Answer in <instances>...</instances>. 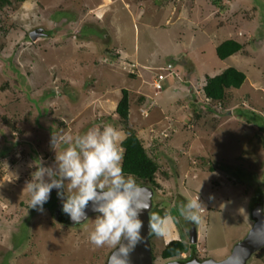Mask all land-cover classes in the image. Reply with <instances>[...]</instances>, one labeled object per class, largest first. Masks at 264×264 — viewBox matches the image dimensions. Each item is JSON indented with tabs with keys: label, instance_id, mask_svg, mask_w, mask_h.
I'll return each instance as SVG.
<instances>
[{
	"label": "rangeland",
	"instance_id": "374dc122",
	"mask_svg": "<svg viewBox=\"0 0 264 264\" xmlns=\"http://www.w3.org/2000/svg\"><path fill=\"white\" fill-rule=\"evenodd\" d=\"M228 38L243 48L221 59ZM230 66L247 79L207 105L201 86ZM160 72L161 91L151 84ZM123 88L129 127L161 167L155 200L173 218L152 241L156 254L188 240L179 209L196 195L205 206L200 258H226L252 228V202L264 196V0H11L0 8V264H107L114 249L88 239L97 214L61 223L46 207L62 204L57 190L41 213L25 187L38 166L55 163L53 134L58 151L67 147L60 138L105 124L127 136L116 112Z\"/></svg>",
	"mask_w": 264,
	"mask_h": 264
},
{
	"label": "clouds",
	"instance_id": "9594fccd",
	"mask_svg": "<svg viewBox=\"0 0 264 264\" xmlns=\"http://www.w3.org/2000/svg\"><path fill=\"white\" fill-rule=\"evenodd\" d=\"M164 87L165 84L162 90ZM122 136L120 129L105 124L75 138H60L67 147L58 151V138L53 134L50 147L56 153L55 163L38 166L25 187L30 193L29 208L41 213L53 189L62 201V212L74 224L85 220L89 210L97 213L88 239L97 248L107 246L115 250L109 264H131L130 253L143 240L141 216L146 206L137 202V198L145 189L133 175L124 174ZM204 209L200 195L189 198L179 209L184 220L197 224L196 235ZM172 219L168 213L150 215L149 232L166 235ZM190 242L197 247L196 242ZM187 254L188 251L183 253Z\"/></svg>",
	"mask_w": 264,
	"mask_h": 264
},
{
	"label": "trees",
	"instance_id": "16d2710c",
	"mask_svg": "<svg viewBox=\"0 0 264 264\" xmlns=\"http://www.w3.org/2000/svg\"><path fill=\"white\" fill-rule=\"evenodd\" d=\"M18 2H23L25 0H17ZM219 2V0H217ZM11 0H0V8L4 5L10 3ZM243 48V44L235 40L233 38H228L222 41L216 48L217 55L221 59H227L233 54L239 52ZM247 79V75L244 71L230 66L220 73L214 76H208L206 78L205 84L203 85V89L201 91L204 92L205 97H207V105L212 101H223L226 98L227 89L229 88H241ZM122 96L119 100L116 112L120 116V122L123 124L124 129H126L127 136L122 140V148L124 150V156L122 161L123 171L125 176L131 174L133 175L137 183L140 185H148L150 186L154 192H157L160 184L157 182V175L161 171L160 164L149 155L147 149L144 145L143 140L140 136L129 127V117H130V92L127 88L122 89ZM198 94V93H197ZM196 94V96H197ZM212 110L217 108V106H210ZM215 111H221L219 108ZM224 111V110H223ZM108 119L110 117L106 116ZM13 127L16 125L14 123L11 124ZM1 134H4V131L0 130ZM8 136V134H4L3 136ZM6 136V138H7ZM3 154V153H2ZM262 201V203H261ZM264 196L262 192H259L256 199L252 202L253 213L254 211L261 207L264 210ZM49 209L52 210L53 214L58 218L61 223L72 224L70 218L62 212V204L59 205L56 201H51V204L48 206ZM162 206L160 202L153 198V208L150 212L152 214H159L163 216L165 213H168L167 207ZM175 216V214H172ZM180 228L183 229L185 227L186 234L188 233V223L183 217L179 219ZM178 224V223H177ZM192 225H197L192 223ZM168 235V234H167ZM158 236L155 233L150 234L151 242L154 238ZM190 237L188 236V241L184 239H172L169 242L164 243L162 248L159 250V254H156L153 248V256L156 259L157 255H160L163 259L169 258H179L181 261L185 262L191 260L193 258L198 257V251L196 249L195 244H191ZM153 243V242H152ZM154 245V244H153ZM189 252L187 255H183L184 252ZM256 255L261 257L264 256V247H262Z\"/></svg>",
	"mask_w": 264,
	"mask_h": 264
},
{
	"label": "water",
	"instance_id": "95a60500",
	"mask_svg": "<svg viewBox=\"0 0 264 264\" xmlns=\"http://www.w3.org/2000/svg\"><path fill=\"white\" fill-rule=\"evenodd\" d=\"M42 30L43 29L33 31L31 33V38L34 39L37 35L44 34ZM141 187L145 190L137 198V202H139L142 206H146V210L142 213L141 216L144 221V228L142 230L143 240L138 243L131 251L130 261L131 264H155L156 259L153 256V248L150 238L151 233L149 232L148 228V221L150 212L153 208V198L155 192L148 185H141ZM93 214L97 213L89 210L88 217L80 223L87 221V219ZM253 217L255 221L252 228L248 231L245 238L238 241L234 245L231 253L226 258L222 260H216L210 257L201 260L196 257L185 262L179 259H172L167 261L166 264H247L251 256L258 252L262 247H264V210L261 207L257 208L253 213ZM71 223L74 224L72 221ZM196 238V229H194V236L192 241L196 242ZM114 251L115 250L111 252L107 260V264H109L110 259L113 257Z\"/></svg>",
	"mask_w": 264,
	"mask_h": 264
},
{
	"label": "built area",
	"instance_id": "2783aa9c",
	"mask_svg": "<svg viewBox=\"0 0 264 264\" xmlns=\"http://www.w3.org/2000/svg\"><path fill=\"white\" fill-rule=\"evenodd\" d=\"M166 74L164 73H158L157 75L154 76L153 80L151 81V84L153 85L154 88L157 90H162L163 88V82L166 78Z\"/></svg>",
	"mask_w": 264,
	"mask_h": 264
},
{
	"label": "crops",
	"instance_id": "0c3cea01",
	"mask_svg": "<svg viewBox=\"0 0 264 264\" xmlns=\"http://www.w3.org/2000/svg\"><path fill=\"white\" fill-rule=\"evenodd\" d=\"M205 83V82H204ZM204 83H203V85H204ZM202 87L203 86H201V89H202ZM190 89H192V92H195L196 94L198 93V92H200V90H199V87L197 86V89H195L194 87H193V85L191 86V84H190ZM204 224V221L201 219L200 220V223H198V226L199 225H203ZM173 239H175V238H173ZM178 239V238H177Z\"/></svg>",
	"mask_w": 264,
	"mask_h": 264
},
{
	"label": "flooded vegetation",
	"instance_id": "af4514ba",
	"mask_svg": "<svg viewBox=\"0 0 264 264\" xmlns=\"http://www.w3.org/2000/svg\"><path fill=\"white\" fill-rule=\"evenodd\" d=\"M194 229H196V226H195V225L190 226V228L188 229L187 236H189L190 239H191V238L193 239V236H194ZM186 232H187V231H186Z\"/></svg>",
	"mask_w": 264,
	"mask_h": 264
}]
</instances>
